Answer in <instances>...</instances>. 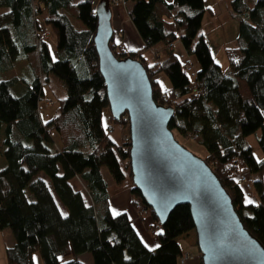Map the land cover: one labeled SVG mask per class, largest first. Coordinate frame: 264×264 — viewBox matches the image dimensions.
<instances>
[{"label": "trees", "instance_id": "obj_1", "mask_svg": "<svg viewBox=\"0 0 264 264\" xmlns=\"http://www.w3.org/2000/svg\"><path fill=\"white\" fill-rule=\"evenodd\" d=\"M94 1L0 0V9L5 8L0 12V73L25 60L32 77L20 94L12 88L24 79V71L0 79L5 160L0 165V230L9 227L14 237L5 248V264H36L34 251L42 264H87L79 257L86 252L92 264H182L188 252L178 237L188 238L194 231L189 206L178 204L160 223L132 181L126 114L115 120L109 113L103 122L108 99L93 42ZM124 1L131 2L126 13L142 45L129 48L111 37L112 51L143 62L154 100L174 109L170 129L206 149L203 159L230 195L243 225L264 245V0H229L230 16L238 26L234 45L224 49L226 70L214 59L202 32L214 6L204 0ZM176 41L184 54L175 50ZM146 49L152 61L145 59ZM159 71L170 87L163 89L154 77ZM49 74L64 82L66 93L58 99L56 113L45 120L38 102L45 97ZM116 124L118 138L113 137ZM107 125L113 126L112 132ZM258 128L260 158L246 139ZM103 166L113 178L111 189H128L134 207L147 209L156 247L143 241L126 210L111 209ZM238 170L247 173L256 198L238 181Z\"/></svg>", "mask_w": 264, "mask_h": 264}, {"label": "water", "instance_id": "obj_2", "mask_svg": "<svg viewBox=\"0 0 264 264\" xmlns=\"http://www.w3.org/2000/svg\"><path fill=\"white\" fill-rule=\"evenodd\" d=\"M93 42L110 114L128 119L129 162L134 186L160 223L187 204L201 264H264V245L243 225L230 195L202 157L179 143L168 123L174 109L157 103L143 62L118 57L109 0H99Z\"/></svg>", "mask_w": 264, "mask_h": 264}, {"label": "rangeland", "instance_id": "obj_3", "mask_svg": "<svg viewBox=\"0 0 264 264\" xmlns=\"http://www.w3.org/2000/svg\"><path fill=\"white\" fill-rule=\"evenodd\" d=\"M228 2L229 0H204V3L206 6L212 7L215 6V8L213 9V12L209 15L206 14L204 20H203V33H204V37L205 40L207 41L209 48L211 50V53L214 57V59L220 63L222 65V67L226 70L228 68V64H227V58L224 52V49L226 47H232L234 44L232 41H234L235 35L237 33V19L235 17H231L229 10H228ZM99 3V0H95L94 4H93V9L95 10L97 8V5ZM113 7V9H115L114 6H123V8L127 11L128 7L131 6V2L127 1V4L124 0H113L112 3H110ZM111 27L114 30L115 36L118 35V31L116 29V27L118 26L117 22L115 21V17L113 15H111ZM77 25L79 27L82 26L81 22H78ZM202 30V29H201ZM200 30V31H201ZM114 36V35H113ZM50 47L53 50L54 48V41L53 39L50 40ZM180 41H176L173 42V46L175 47V50L178 51L176 49V45L179 44ZM179 46V45H178ZM180 52V51H178ZM181 53V52H180ZM182 53L184 54L185 51L184 49L182 50ZM143 55L145 57V59L147 61H152L153 60V55L151 54V52L146 49L143 50ZM185 56V55H184ZM23 64L24 62H19L16 64L15 68L10 71L13 74L16 73L17 74L23 72L21 81L16 85V87L12 88L14 93H18L20 94L21 92H23L25 90V81L28 79H32L31 77V72L28 68H26L25 70H23ZM9 74V72L7 74L1 75L0 77H6ZM154 77L159 81L161 87L163 89H166L168 87H170V82L167 78V76L164 74V72L159 71L156 72ZM45 97L44 99H40L38 102V107H39V112L40 115L43 119H49L50 117H52V115L54 113H56L57 111V105H58V99L65 96V85L64 82L54 76L53 74H49L48 80L45 82ZM49 98L52 101L48 102L46 99ZM110 110L109 107H105L103 109V122L106 124L108 122V116H109ZM114 132H113V137L118 138L120 134V125L116 124L114 126ZM123 133H125V131H127V129L125 128L124 130H122ZM262 132L261 128L256 129L254 132H252L251 134H249L246 139L247 142L249 143V145L252 148L253 153L255 154V156L257 158H260V156H262L263 152L261 150L260 145L257 142L258 136H260ZM175 138L178 140L179 143L185 145V147L190 150L193 154L199 156V157H204L207 154L206 149L198 144L193 138L190 137H184L181 136L180 134H178L177 131H173ZM0 134H2V131L0 130ZM4 157L1 154V148H0V165L4 164ZM102 173L103 176L105 177V179L107 180L110 189L113 187L112 185H114V181L112 176L110 175L108 169L106 166L102 167ZM251 175V174H250ZM256 176V174H252L250 177L254 178ZM264 176V174H263ZM80 184L82 185V194L83 197L85 199L86 202H91L90 201V197L88 195V192L83 184V182L81 180ZM123 191H128V189H123L121 191L115 192L113 189L110 190L111 195V200L113 199H118V196L120 195L119 192ZM250 193L251 197L256 198V191L255 189H253L252 185L251 188L248 190ZM131 198H133V195L131 193H129V197H126V204L129 208H132L136 211L138 217L140 218V221L143 222V220H145V218H147V214H143V217L141 218L139 215V210L137 208L134 207V205L131 202ZM248 200V198H247ZM118 203L120 204L121 202L118 200ZM115 205V204H113ZM117 210H124L123 208H116L114 207V212ZM149 227V226H148ZM142 232L147 231L149 234H153L156 235L155 233L151 232L150 228H146L145 225L142 224ZM196 237H195V232L192 231L190 233V236H188V238L186 236H180L178 237V242L181 246V249L183 250V252L185 250H187L188 254L191 257V254H195L197 255L199 250L198 247L196 245ZM14 242V237L12 234V231L9 227H5L3 229L0 230V264H5L6 263V255H5V248L6 246H9L11 244H13ZM186 253V252H185ZM191 253V254H190ZM87 255L89 258H87ZM200 257V253L198 254ZM62 259L65 258V256L61 257ZM81 259H84L85 262H87L88 264H92V258L90 256V254L88 252L83 253L80 255ZM33 259L35 261L36 264H42V260L40 258V255L37 251L33 252ZM187 261V260H185Z\"/></svg>", "mask_w": 264, "mask_h": 264}, {"label": "crops", "instance_id": "obj_4", "mask_svg": "<svg viewBox=\"0 0 264 264\" xmlns=\"http://www.w3.org/2000/svg\"><path fill=\"white\" fill-rule=\"evenodd\" d=\"M112 7L113 6L110 4L112 15L115 17V21H118L117 22L118 26L116 27V29L118 31L117 32L118 35L115 36L114 30H113V35H114V36L112 35L113 40L115 42L123 43L126 47H129V48L140 47L142 45V41L139 38V36L137 35L135 28L133 27L130 17L127 16L126 10L121 5L120 6H114L115 9H113ZM214 8H215V6H214ZM4 10H5V8L0 9V12H2ZM176 49L182 53L183 46L179 43L176 45ZM19 62H24L23 67H22L23 70L28 68L25 60L17 61L11 70H9L7 72L0 73V76H1L4 74H7L9 72V74L6 77L2 76V77H0V79H8L11 76L16 75L17 72H19V71H17L14 74L10 71H12L15 68L16 64ZM129 193H128V191H126V192L123 191V193L119 192L120 195L118 196L117 200L113 199V198L111 200V197H110V207L112 210H114V207H116V208L118 207L119 209L123 208L124 210H126L130 216L131 221L133 222L134 226L136 227L137 231L140 233L143 241L151 248L156 247L158 244V240H157L156 236L153 234H149L147 231H144V232L141 231L142 224L145 225L146 228H148L147 226H148V223L150 222V216H147V218H145V220H143V222L140 221L136 211L132 208H129L126 204L125 199L127 196L129 197ZM112 196H114V195H112ZM118 200L121 202L120 204L118 203ZM113 204H115V205H113ZM185 251H187V250H185ZM81 254H83V253H81ZM81 254H79V257ZM87 258H89L88 255H87ZM82 260L84 261V259H82ZM198 261H199V255L198 254L197 255L192 254V257L189 258L184 264H198ZM85 263H87V262H85Z\"/></svg>", "mask_w": 264, "mask_h": 264}, {"label": "built area", "instance_id": "obj_5", "mask_svg": "<svg viewBox=\"0 0 264 264\" xmlns=\"http://www.w3.org/2000/svg\"><path fill=\"white\" fill-rule=\"evenodd\" d=\"M189 62L190 61L187 62V67H188L187 69H189L190 68L189 66H191V64L189 65ZM46 100L49 102V99L48 98ZM107 130H108V132H111L112 131V127L110 125H108L107 126ZM237 176H238L239 182L242 185H244L248 189L251 187V183H250L249 178H248V175L246 173H244L242 171H239L237 173ZM136 208H141V207H140V205L136 204ZM145 211H146V209L142 208V212H145ZM189 258H190V255L187 252L184 253L183 254V257L181 258V263L184 264L185 263V260H187Z\"/></svg>", "mask_w": 264, "mask_h": 264}, {"label": "snow or ice", "instance_id": "obj_6", "mask_svg": "<svg viewBox=\"0 0 264 264\" xmlns=\"http://www.w3.org/2000/svg\"><path fill=\"white\" fill-rule=\"evenodd\" d=\"M248 203H252V201L251 200H248ZM118 214V213H117Z\"/></svg>", "mask_w": 264, "mask_h": 264}, {"label": "clouds", "instance_id": "obj_7", "mask_svg": "<svg viewBox=\"0 0 264 264\" xmlns=\"http://www.w3.org/2000/svg\"><path fill=\"white\" fill-rule=\"evenodd\" d=\"M245 173V172H244ZM247 174V173H246Z\"/></svg>", "mask_w": 264, "mask_h": 264}, {"label": "bare ground", "instance_id": "obj_8", "mask_svg": "<svg viewBox=\"0 0 264 264\" xmlns=\"http://www.w3.org/2000/svg\"><path fill=\"white\" fill-rule=\"evenodd\" d=\"M196 90V89H195Z\"/></svg>", "mask_w": 264, "mask_h": 264}]
</instances>
